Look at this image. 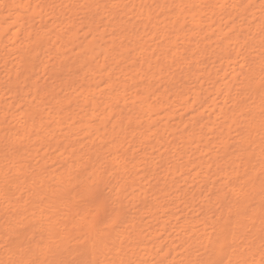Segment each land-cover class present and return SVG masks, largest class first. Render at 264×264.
I'll return each mask as SVG.
<instances>
[{"label":"bare ground","instance_id":"1","mask_svg":"<svg viewBox=\"0 0 264 264\" xmlns=\"http://www.w3.org/2000/svg\"><path fill=\"white\" fill-rule=\"evenodd\" d=\"M131 2L0 0V264H264V10Z\"/></svg>","mask_w":264,"mask_h":264},{"label":"rangeland","instance_id":"2","mask_svg":"<svg viewBox=\"0 0 264 264\" xmlns=\"http://www.w3.org/2000/svg\"><path fill=\"white\" fill-rule=\"evenodd\" d=\"M118 1V0H117ZM146 1V0H144ZM248 3H252V8L250 9V11H242V12H239V5H237V8L239 9L238 11H236V14L238 15L236 17V21H237V26L239 27V29L241 30V37H240V40H245V35L247 34L248 30H247V27L251 28L252 30H255V23L257 21H260L261 22V18H259L262 14H263V10H264V3L262 2V0H247ZM254 1V2H253ZM264 1V0H263ZM114 2H116V0H113L112 3H111V0H104V3L107 4L108 6H110V8H117V9H120L122 10V6L118 5L117 7H114ZM134 4L133 2H131V0H123V3L122 4ZM113 5V6H112ZM261 5V7H260ZM130 8H133L129 5ZM81 11H79L80 13ZM80 17H82V14L79 15ZM78 16V17H79ZM222 17H225V14L223 13L221 15V18ZM227 18L223 19L222 20V24H223V28L228 25L229 21L227 22ZM58 24V22L56 23ZM231 24V23H230ZM241 24H243L242 28H241ZM262 26L264 27V24H262ZM126 27V30L128 31L129 29H131V27L129 26H125ZM135 27V25H133V28ZM135 29V28H134ZM226 31L229 30V27H227L225 29ZM216 32L217 29L215 30ZM232 32L230 31V33H228L227 35H232L231 34ZM237 32L234 33V35L236 34ZM226 36H219V37H215L214 39H212V41H207V42H203L202 46H203V49H207V51H209L210 49H215L216 50H213L214 53L216 52V54L219 52V47L223 46L224 43L223 41H225L226 39ZM197 40L196 38H194V40L192 41V44L196 43ZM205 44V45H204ZM180 45V44H179ZM229 47L228 49L231 51V54L232 53H236L237 50H235V47L236 45L234 44L233 41H230V43L228 44ZM175 52H177V57H186V60H181V61H184L180 66L179 68L177 69L176 73H177V79L175 81V83H173V86H170L169 88L171 89V91H180V90H183V88L185 86H193L195 84V82H193L194 78L193 76H190L189 79H187V75L186 73L190 70V64L192 62V60L194 59L192 56L190 57L189 55L192 53V52H196L194 55H198V59L195 61V63L193 64L192 68L193 69L196 65H199V66H206V65H209V66H213L214 65V61L217 60V58H220V60L222 62L226 61L227 58H229L230 54L229 55H225V54H219L218 57L217 56H210L209 53H206L205 55V58L202 59L201 57V53H199V50L197 48H195L194 46L190 45L188 47H186L185 49H177L176 47L173 48ZM237 49H238V46H237ZM3 54H7V57H8V61L5 63L4 61H2L0 59V97H2L6 102H10V101H13V98L11 97V94H3L5 93V91L7 90L6 89V78L8 77V72L10 71V69L12 68V66L14 65L15 66V61H14V58L16 57L17 54H13V53H9V46H7L6 49L3 50L2 52ZM234 53V54H235ZM48 58H50L48 55H47ZM180 61V62H181ZM197 61H199V63H197ZM13 63V64H11ZM201 63V64H200ZM8 64V65H7ZM26 89V88H25ZM182 112V111H181ZM98 123V120H95L93 121V124H96L97 125ZM83 135V133L81 134V136ZM29 161V160H28ZM8 188H9V194L11 195V197L13 199H20L19 196L20 195H24V192L21 190V189H15V188H12V183L10 182L9 184H7Z\"/></svg>","mask_w":264,"mask_h":264}]
</instances>
